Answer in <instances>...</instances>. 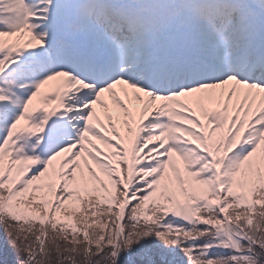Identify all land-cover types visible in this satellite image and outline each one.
<instances>
[{"label": "snow or ice", "instance_id": "1", "mask_svg": "<svg viewBox=\"0 0 264 264\" xmlns=\"http://www.w3.org/2000/svg\"><path fill=\"white\" fill-rule=\"evenodd\" d=\"M0 228L13 264H264V0H0Z\"/></svg>", "mask_w": 264, "mask_h": 264}, {"label": "trees", "instance_id": "2", "mask_svg": "<svg viewBox=\"0 0 264 264\" xmlns=\"http://www.w3.org/2000/svg\"><path fill=\"white\" fill-rule=\"evenodd\" d=\"M15 252L8 244L3 229L0 228V264H13Z\"/></svg>", "mask_w": 264, "mask_h": 264}]
</instances>
